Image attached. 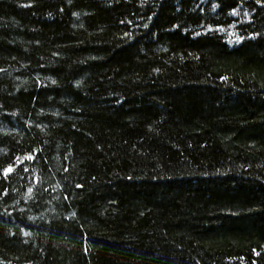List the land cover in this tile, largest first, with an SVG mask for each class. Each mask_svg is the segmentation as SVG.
<instances>
[{"label": "trees", "instance_id": "1", "mask_svg": "<svg viewBox=\"0 0 264 264\" xmlns=\"http://www.w3.org/2000/svg\"><path fill=\"white\" fill-rule=\"evenodd\" d=\"M0 264H264V0H0Z\"/></svg>", "mask_w": 264, "mask_h": 264}]
</instances>
